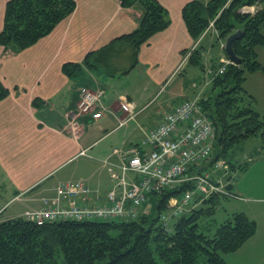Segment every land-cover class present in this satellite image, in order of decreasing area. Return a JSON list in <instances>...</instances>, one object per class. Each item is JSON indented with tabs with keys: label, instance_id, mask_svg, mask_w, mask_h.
Here are the masks:
<instances>
[{
	"label": "crops",
	"instance_id": "crops-1",
	"mask_svg": "<svg viewBox=\"0 0 264 264\" xmlns=\"http://www.w3.org/2000/svg\"><path fill=\"white\" fill-rule=\"evenodd\" d=\"M8 1L0 0V32ZM121 1L74 0V11L34 45L17 52L0 47V81L10 90V95L0 102V189L13 196L12 202L34 205L35 208L27 210L24 215L38 211L41 198H54V188L67 182H82L90 189L86 206L103 204L113 185L111 175L121 164V153L139 145L145 132L154 129L176 101L202 99L203 94L212 91L208 77L205 83L199 79L190 84L180 80L171 87L185 72L191 53L197 48L201 49V61L205 60L201 73L206 70L216 72L221 65L224 54L220 50L221 41L211 38L212 33L194 40L182 19L183 7L195 0H156L166 10L170 24L152 36L135 54L127 43L114 40L137 29L144 9L139 4L123 8ZM260 8L264 9V0ZM215 47H218L217 66L211 55ZM91 53L89 62L95 66H82L85 57ZM66 63L80 65V71L71 78L67 77L62 72ZM107 72L115 79H127L133 74L143 77V88L133 95L136 99L128 95L129 92L106 96L100 81ZM80 87L103 90L105 103L114 106L118 97H125L136 105L139 113L121 128L111 115H104L97 121L89 116L75 119L72 116ZM167 88L170 89L154 107L161 97L159 94ZM141 100L148 102L143 104ZM140 115L142 117L137 121ZM119 130L123 133L114 137ZM241 143L219 160L225 169L214 170V165L204 169L235 198L238 197L235 191L240 192L237 187L241 176L250 171L264 175V156L256 158L254 155L258 152L251 150L253 154H250ZM253 188L264 194V178L253 183ZM245 199L259 205L254 214L249 207L239 210L255 222L256 232L236 252H242L248 244L264 245V236H261L264 235V197ZM73 203V200H62L60 207L68 208ZM149 203L151 199L145 203L149 211L147 217L151 215V208L147 207ZM246 259L252 258H244L249 264Z\"/></svg>",
	"mask_w": 264,
	"mask_h": 264
},
{
	"label": "trees",
	"instance_id": "trees-1",
	"mask_svg": "<svg viewBox=\"0 0 264 264\" xmlns=\"http://www.w3.org/2000/svg\"><path fill=\"white\" fill-rule=\"evenodd\" d=\"M261 2L195 0L182 9V19L194 40L204 34L208 22L214 18L216 42L225 41L238 30L243 32L232 45L240 65H228L212 83L211 93L200 102L203 113L213 123L216 141L209 161L190 168L189 175L216 164L235 145L249 139L258 138L264 149V113L260 115L254 110V98L243 88L247 74L264 73L255 51L264 47V9L254 15L239 13L242 7ZM135 4L144 9L139 26L114 40L127 43L134 54L170 24L166 10L156 0L121 1L123 8ZM74 8V0L8 1L0 47L17 52L34 45ZM91 55L85 57L82 66H95L89 62ZM187 64L202 69L200 48L191 53ZM80 68L78 64L66 63L62 72L71 78ZM9 95L10 90L0 81V102ZM192 186L182 185L174 192L158 196L153 217L131 222L65 221L37 226L25 218L0 221V264H227L222 255L236 252L256 232L255 222L240 212L215 227L212 218L221 200L227 197L211 195L204 199L191 213L175 221L170 233L158 223L157 215L165 210L168 199L193 189ZM199 200L195 198L196 203Z\"/></svg>",
	"mask_w": 264,
	"mask_h": 264
},
{
	"label": "built area",
	"instance_id": "built-area-1",
	"mask_svg": "<svg viewBox=\"0 0 264 264\" xmlns=\"http://www.w3.org/2000/svg\"><path fill=\"white\" fill-rule=\"evenodd\" d=\"M255 8L245 6L239 13L253 15ZM229 64L227 59H221L219 74L224 73ZM202 99L176 101L159 124L145 132L139 145L121 153V164L118 171L111 175L113 185L106 193L103 204L86 206L91 191L84 183H62L54 188V198H41V208L25 214L28 220L37 226L65 221H136L148 216L145 203L150 196L157 198L176 191L182 185L192 184L193 189L183 191L178 197H170L165 210L157 215L162 230L170 233L175 221L191 213L197 204L211 195L232 198L225 187L212 178L211 173L200 171L188 174L190 168L200 167L209 161L216 141L213 123L202 111ZM138 113L136 105L125 97H118L114 106L105 103L103 90L80 87L72 117L79 119L89 116L97 121L104 115H111L121 128L133 121ZM221 168H226L223 163L214 165L215 170ZM196 197L200 198L197 203ZM62 200H73L74 203L68 208L60 207Z\"/></svg>",
	"mask_w": 264,
	"mask_h": 264
},
{
	"label": "rangeland",
	"instance_id": "rangeland-1",
	"mask_svg": "<svg viewBox=\"0 0 264 264\" xmlns=\"http://www.w3.org/2000/svg\"><path fill=\"white\" fill-rule=\"evenodd\" d=\"M260 4H259V6L258 5L256 6L255 13L257 11L261 10ZM214 21H215V18L208 22V26L204 32V34H206V35H209L210 33H212L211 36H213V37H211V38H213V39L216 38ZM211 24H213L212 27H210ZM204 34L202 36H204ZM221 43L222 44L220 45V50H222V46L224 45L225 41H221ZM217 49H218V47H215V49H213L211 51L212 62H214L216 64V66L218 65L217 56H216V55H218V52H216ZM255 51L258 55L257 61L264 67V47H257L255 49ZM222 59H226L225 54H223ZM203 63H205L204 59H202V61H201V64H203ZM220 68H221V65L219 66V68L216 72L206 70L205 73H201L200 68L190 67L187 65V69H185V72L181 73V76L178 77L176 82L171 87L176 86L180 80H183V82L190 84V82L192 80L199 79V82L205 83L204 81L207 79V77H208V82H210L209 84H212L214 82V80L216 79V77L220 75L219 74ZM109 74L110 73L107 72V76L103 75L104 77H103L102 81H100L101 88L104 89L106 96L111 95L112 93H116L117 95L118 94L126 95L129 92L128 95H131V97L136 99L133 95L136 92H138L139 89L141 90L144 86L143 77L137 76L136 74H133L132 76L128 77L127 79H124L123 77H118L115 79V78L109 77L110 76ZM206 74H207V76H206ZM170 88H167L166 90H164V92L162 94H159V96L161 95V97L153 105L154 107H155V105H157V103H159L161 101V98L163 97V95H165V93ZM243 88L245 89V91L250 96H252L254 98V103H253L254 110L256 112H258L260 115H262L264 113V73L261 71L260 72L258 71V72H254L252 74H247L246 80L243 84ZM153 92H156V89H154ZM208 95H209V93L203 94L204 97H207ZM159 96H157V97H159ZM155 100L156 99H154V101H152V102H155ZM147 102H148V100H146V101L141 100V103H143V104H145ZM138 109H139V107H138ZM149 110H151V107L149 108ZM149 110L147 112H149ZM147 112H145V113H147ZM141 117H142V115L137 117L136 120L139 121ZM129 125L132 126V123H130ZM144 132L145 131H142L143 134H144ZM122 133H123V130H119L114 135V137L115 136L117 137V136L121 135ZM241 145H243V149L245 151H249V153L251 152V150H253L254 152H258L257 154L254 155L256 158H260L261 156H264V149H262L261 142L258 138L249 139L248 141L241 143ZM235 146H240V143L235 145ZM229 154L227 156V160H229V158H230ZM250 154H253V153H250ZM212 178H214V177H212ZM263 178H264L263 174L257 173L254 171H250L244 177L241 176V178H240L241 182L239 183V185L237 187L238 189H240V192L235 191V194H237L238 197L237 198H235V197L234 198H224L221 200L220 205L217 206L215 214L212 218L213 224L215 225V227L219 226L222 222H224L226 218L231 216V214L239 212V210L241 208L244 209L245 207H249L250 212H252V214L255 213L254 210L256 208H258L259 205L258 204H252L250 201L247 202L245 198L264 197L263 193H259V192L257 193V191L253 188V183H255L256 181L260 182ZM1 183H2V180L0 179V184ZM235 185H236V183H235ZM249 188H252V189H249ZM12 198H13L12 195L4 194V191H2V189H0V208L2 206H5L0 211V214H1L0 215V221H3L2 219H6V218L12 217V216L14 218L15 217L25 218V220L29 221L28 218L26 217V215H24V213L27 210H31V209L35 208L34 205L29 204V203L26 204L23 201H13L12 202L11 201ZM242 198H244V199H242ZM149 199H151V203L147 204V207L151 208V215L149 216L151 218L154 215L153 210H154L155 204H156V197L150 196ZM197 205L199 206V204H197ZM28 213H32V212H28ZM210 228H212V227H210ZM212 230H214V227L212 228ZM261 236L263 237L264 235H261ZM241 251L242 252L225 254V255H222V257L225 258V261L229 262L230 264H246L244 261V258H247V257L252 258V259H246V261L249 262V264H264V245L263 244H259V243H253L250 245L248 244ZM258 259H261V260H258Z\"/></svg>",
	"mask_w": 264,
	"mask_h": 264
},
{
	"label": "water",
	"instance_id": "water-1",
	"mask_svg": "<svg viewBox=\"0 0 264 264\" xmlns=\"http://www.w3.org/2000/svg\"><path fill=\"white\" fill-rule=\"evenodd\" d=\"M242 35H243V32L241 30H238L235 33H233L232 35H230L225 40V44H224V52H225L229 62L235 66L240 65V59L235 55L232 45H233L234 41L240 40Z\"/></svg>",
	"mask_w": 264,
	"mask_h": 264
}]
</instances>
